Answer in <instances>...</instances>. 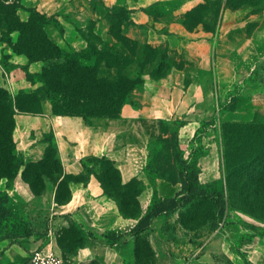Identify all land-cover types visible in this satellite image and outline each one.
Segmentation results:
<instances>
[{"label": "crops", "instance_id": "1", "mask_svg": "<svg viewBox=\"0 0 264 264\" xmlns=\"http://www.w3.org/2000/svg\"><path fill=\"white\" fill-rule=\"evenodd\" d=\"M13 1L18 4L15 14L20 22H29L33 11L44 15L48 19L44 29L61 49L79 46L78 27L95 15L94 0H3V3ZM100 1L108 8L127 10L130 22L121 27L127 37L153 47L165 46L177 61L165 70L169 74L160 88L154 91L155 82L148 81L146 87L134 93L140 106L130 117L183 120L181 134L187 132L192 136L202 121L217 117L228 122H252L259 112H264V10L230 9L227 0ZM2 35L0 29V85L13 98L22 92L35 91L41 82L32 80L28 74L35 78L44 62L30 60L25 53L13 49L18 30H10L8 39ZM42 103L40 112L16 110L14 114L12 139L15 151L26 162L43 158L47 147L44 137L51 133L63 175L78 176L85 166L92 165L90 158L105 157L119 171L121 183L141 179L148 161L147 142L129 140L130 129L118 123L95 124L81 116L54 114L44 99ZM127 110L124 106L121 117H127ZM206 146L207 153L198 163L200 183L219 177L217 147ZM97 172L95 168L86 182L70 181L68 199L61 203L55 201L56 183L46 177L39 194L23 180L21 171L11 182L1 178L0 193H5L9 202L3 204L6 210L0 216V233L11 231L15 222L24 221L32 222L39 230L45 224L47 200L52 215H68L94 237L100 239L110 230L128 233L146 211L150 193L145 190L138 195L139 216H124L116 202L104 194ZM165 183L176 191L169 195L159 193L160 196H173L179 190L176 188L179 182L175 187ZM178 217V212L157 216L149 230L140 235L147 234L154 250L159 238L165 239L179 259L188 251L193 252L190 264H264V234H251L232 226H211L206 221L191 225ZM189 232L195 235L192 237ZM26 245L21 247L0 238V264H27L34 243L28 241ZM55 251L59 253L58 249ZM96 255L102 256L107 264L138 263L135 245L128 234L113 246L101 243L85 246L75 258L85 261Z\"/></svg>", "mask_w": 264, "mask_h": 264}, {"label": "trees", "instance_id": "2", "mask_svg": "<svg viewBox=\"0 0 264 264\" xmlns=\"http://www.w3.org/2000/svg\"><path fill=\"white\" fill-rule=\"evenodd\" d=\"M227 6L230 9L247 7L251 8L252 11L255 9L262 11L264 10V0H227ZM17 7L18 4L15 1L6 5L3 0H0L2 38L8 39L10 30H18L19 37L16 43L12 44L13 49L25 53L30 60H42L44 62L41 72L35 78L28 74L32 80L41 82L39 88L30 93H33V97H36L39 103L43 99L51 103V112L54 114L81 116L87 122H90L92 117L113 118L118 115L123 104L131 102L132 91L141 86L138 74L145 69L146 65L149 66L147 71L154 73L165 71L173 65L167 61L169 57L167 47L165 53H162L158 57V61L154 63L156 60L154 58L155 47L131 39L122 32V25L130 22L128 12L123 8H108L100 0L92 2L94 14L109 22L113 37L116 40L115 47H110L109 43L101 42V39L98 38L100 48L89 45L87 49L68 53L49 39L44 29L48 19L44 15L33 11L29 22L23 23L18 20L15 14ZM50 21L55 22V19L51 18ZM88 22L90 23V21ZM80 30L81 27H78V32ZM117 49L120 50V53L115 52ZM131 71L136 72L133 79L129 78ZM26 94L29 93L22 92L13 98L0 85V137L3 128L9 126L7 147L0 140V179L6 178L8 182H11L21 171L23 180L29 184L35 194H39L43 189L44 178L46 177L56 183L55 201L61 203L68 199L70 181L82 179L83 182H86L89 174L97 168L96 176L103 187L104 194L116 202L121 214L139 216V203L137 204L139 207L137 214L127 215L124 212V207L118 204V197L113 196L107 190V181L112 178L121 187L135 181L126 184L121 183L119 171L109 159L92 157L90 158L92 165L85 166L83 173L78 176L63 175L55 140L51 133L44 137L47 147L43 158L40 160L26 162L23 155L15 151L12 129L16 110L41 111L32 108V105H24L23 96ZM257 119L252 122L225 121L222 125L225 133L222 156L228 180L248 178L249 175L244 173L245 170L253 169V178L258 182H264V120ZM184 165L185 168L182 169L178 179L179 190L173 196H164L157 201L150 202L146 211L138 217L137 223L129 231L131 234L136 237L141 236V232L149 230L153 218L169 215L178 209L187 208L191 204L200 203L204 199H212L215 196L217 199L214 200L213 212L216 216L223 214L222 193L217 192L218 194H216L213 191L207 196L208 190L198 180L200 170L195 168L193 169L195 171H189L191 172L189 173L188 168L190 166L186 162ZM30 171L35 173L34 177L31 176ZM237 175L240 176L237 177ZM214 193L216 195H213ZM123 194L124 197H128L127 193ZM138 195H136L137 201ZM8 202L7 195L0 193V216H3L6 210V206L3 204ZM211 226H217V224H211ZM81 230L82 237L87 236L93 241L108 246H113L119 242L124 234L118 230H110L99 239L90 232L82 228ZM135 250L137 255L136 245ZM59 253L65 259L61 250Z\"/></svg>", "mask_w": 264, "mask_h": 264}, {"label": "rangeland", "instance_id": "3", "mask_svg": "<svg viewBox=\"0 0 264 264\" xmlns=\"http://www.w3.org/2000/svg\"><path fill=\"white\" fill-rule=\"evenodd\" d=\"M248 9L252 11L251 8ZM253 12L261 11L255 9ZM88 21H90V23L83 22L85 25L81 27L79 32V39L81 41L79 46L63 49L64 52L73 53L81 51L87 49L89 45L100 48L98 38L101 39V42L109 43L110 47H115L116 40L113 37L111 26L106 19L94 15L90 16ZM165 48V46L154 48V52L156 51L154 57L156 60L154 63L158 61V57H160L162 53H165ZM115 52L120 53V50L117 49ZM168 56L167 61L170 62V64H175L177 62L174 54L169 52ZM148 69L149 66L146 65L145 69L138 74V80L141 82V86L132 91L131 102L123 104L117 116L113 118L92 117L90 119V122L95 124L118 123L120 127L130 129L131 134L128 138L129 140L142 139L147 142L148 162L141 174V179H136L131 184L121 187L117 184V181H114L112 178L110 181H107L106 185L109 193L118 197V204L124 207L125 214H137L139 208L137 205L139 200H136L137 194L148 190V193H150V202H153L163 198L159 193H162L161 195L174 193L176 191L174 190L175 188H167V183L165 182H170L173 184L172 186L175 187L182 169L185 168L184 162L188 163L190 166L188 172L195 171L193 170L195 168L200 170V165L198 163L207 153L208 147L206 145H214L217 147V171L219 172V177L206 181L203 183V187H206L208 190L207 196L213 191H215L216 194L222 193L224 202L223 214L221 216H216L214 214V200L217 198L213 196L214 198L212 199H204L200 203H194L187 208L183 207L176 210L175 213H179L178 220L181 222H190L191 225L206 221L209 225L217 224L221 225L222 228L232 226L236 230H244L251 234H263L264 182H258L253 178V169L245 170V172L243 171L246 175H249L248 178H244L243 180H239L238 178H233L231 180L227 179L222 156L223 140L225 138L222 125L225 121L218 120L219 118L217 117L213 120L202 121L192 136H190L187 132L184 133V135L181 134V124L185 122L183 120L166 122L164 120L134 118L129 116L131 114H136L140 106V103L134 99L135 92L146 87V82L148 81L155 82L156 86L153 87L155 91L167 80L168 72L160 71L159 73H154L152 71H147ZM134 76H136L135 71L129 72V78L133 79ZM33 96V93L23 96L24 105H32V108L42 110V101L39 103L36 97ZM45 101L51 110V103L47 100ZM124 106H127L128 109L126 113L127 117L125 118L121 117ZM257 118V120H264V112H259ZM137 133H139L140 136ZM8 134L9 126L7 128L5 127V129L3 128L2 136L0 137L5 147H7L9 142ZM30 174L32 177L35 176L33 171H30ZM239 176L240 175H237V177ZM168 187H171L169 183ZM166 188L168 191H166ZM176 188H180V184L176 185ZM123 193H127L128 197H124ZM215 193L213 195H216ZM51 213L52 210L47 200L44 226H40L38 230L36 226H32V222L30 221H24L21 224L20 222H15L16 226L14 225L11 231L1 232L0 238H6L10 243H17L21 247H27L26 242L30 241L34 243L32 247L34 249L51 244L55 249L62 251L65 260H67L69 264H107L103 257L99 255L85 261L77 260L75 257L81 248L89 246L92 243L98 244L100 242L93 241L87 236L82 237L83 233L80 226L68 215H52ZM126 234L130 235L133 245H136L137 264H190V261L193 260V252L190 251H188L184 257L180 259L176 258L172 252V246L166 243L165 239L162 240L159 238V242L155 243L154 250L147 240L146 233L138 237L130 232L124 233L121 240L125 239ZM189 234L192 235V237L195 235L193 232H189ZM121 249H124L123 246ZM156 252L159 254L156 255ZM118 264H121V262ZM122 264L134 263L123 262Z\"/></svg>", "mask_w": 264, "mask_h": 264}, {"label": "built area", "instance_id": "4", "mask_svg": "<svg viewBox=\"0 0 264 264\" xmlns=\"http://www.w3.org/2000/svg\"><path fill=\"white\" fill-rule=\"evenodd\" d=\"M27 264H69L60 253H57L51 244L35 248Z\"/></svg>", "mask_w": 264, "mask_h": 264}]
</instances>
